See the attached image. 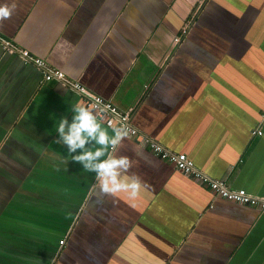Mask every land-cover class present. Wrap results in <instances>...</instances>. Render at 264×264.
<instances>
[{"label": "crops", "instance_id": "crops-1", "mask_svg": "<svg viewBox=\"0 0 264 264\" xmlns=\"http://www.w3.org/2000/svg\"><path fill=\"white\" fill-rule=\"evenodd\" d=\"M15 2L0 25V264H264V210L218 196L136 137L115 154L146 187L135 199L94 190L55 128L82 97L4 45L131 111L140 132L209 176L264 196V0Z\"/></svg>", "mask_w": 264, "mask_h": 264}, {"label": "clouds", "instance_id": "clouds-1", "mask_svg": "<svg viewBox=\"0 0 264 264\" xmlns=\"http://www.w3.org/2000/svg\"><path fill=\"white\" fill-rule=\"evenodd\" d=\"M17 3L13 0L10 5H0V25L5 20L11 19L16 11ZM99 109L80 103L72 105L71 122L67 117L59 120L55 125L57 142L65 145L70 153H73L72 161L82 165L85 171L95 173L97 184L94 186L108 196H116L127 193L135 199L146 184L141 177L132 175L124 178L133 167L132 159L127 155H116L122 142L129 138V128L125 125L117 126L109 123L112 134L103 127ZM91 141L100 147H88Z\"/></svg>", "mask_w": 264, "mask_h": 264}, {"label": "built area", "instance_id": "built-area-1", "mask_svg": "<svg viewBox=\"0 0 264 264\" xmlns=\"http://www.w3.org/2000/svg\"><path fill=\"white\" fill-rule=\"evenodd\" d=\"M189 30L190 22L183 27L181 36L188 34ZM181 36L176 38L177 42L180 41ZM1 40L0 37V42ZM4 45L7 50L18 51L25 62H31L37 66L43 75L44 82L57 81L62 84V86L76 91L82 97L85 106L94 109L101 108L99 109L100 117L105 120L108 126L109 123L117 126H127L131 137L138 138L142 146L148 147L162 159L173 162L175 167L183 174L191 176L199 182L206 184L215 194L222 198L264 210V196L254 195L245 188H231L226 180L213 178L198 169L194 160L190 158L187 153L171 150L161 142L140 132V130L131 123V111L121 110L111 100L93 92L80 80L69 78L64 70L50 66L43 58L33 55L30 50L17 49L9 41H6ZM262 120L264 122V113L262 114ZM253 133L261 135L263 134V130L255 129ZM60 242L64 244L65 239H62Z\"/></svg>", "mask_w": 264, "mask_h": 264}]
</instances>
